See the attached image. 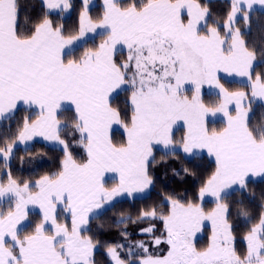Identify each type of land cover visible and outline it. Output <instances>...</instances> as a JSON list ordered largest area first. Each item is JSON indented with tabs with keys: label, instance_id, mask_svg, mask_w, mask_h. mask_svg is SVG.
I'll return each mask as SVG.
<instances>
[{
	"label": "snow or ice",
	"instance_id": "snow-or-ice-1",
	"mask_svg": "<svg viewBox=\"0 0 264 264\" xmlns=\"http://www.w3.org/2000/svg\"><path fill=\"white\" fill-rule=\"evenodd\" d=\"M227 2L223 23L209 24V0H102L96 18L93 0H41L35 19L21 16L20 0H0V128L11 133L0 134V264H96L101 241L92 219L117 198L135 200L154 187L158 147L171 157L206 151L214 169L191 199L163 194L135 218L117 220L146 224L139 234L148 239L129 241L122 230L127 243L104 245L108 264H264V203L254 217L237 210L247 224L240 252L227 199L234 191L247 194L252 177L264 178V122L253 124V105L264 106V72L255 71L258 52L245 39L256 15L264 16V0ZM71 11L77 22L69 30L63 17ZM98 29L100 42L76 54L78 42ZM260 30L264 35V25ZM221 73L244 82L234 89ZM205 85L215 90L212 103L202 98ZM121 91L124 104L114 105ZM66 107L71 139L62 135ZM21 110L28 114L17 119ZM217 114L222 126L209 127ZM179 122L184 133L177 140ZM114 125L123 129L121 142L113 139ZM36 138L61 147L56 170L15 176L10 162L17 146ZM182 172L197 176L195 169ZM106 173L118 180L109 186ZM206 196L211 210L202 206ZM29 206L39 209L35 221ZM206 222L211 234L197 247ZM162 245L166 254H155Z\"/></svg>",
	"mask_w": 264,
	"mask_h": 264
},
{
	"label": "trees",
	"instance_id": "trees-1",
	"mask_svg": "<svg viewBox=\"0 0 264 264\" xmlns=\"http://www.w3.org/2000/svg\"><path fill=\"white\" fill-rule=\"evenodd\" d=\"M20 3L22 6V17L24 15H28L30 18L35 19L41 13V0H20ZM209 6L211 9V15L209 16L210 18H208L209 24L218 23L216 21H213L212 19H225V13L228 8L227 0H209ZM101 13V4L98 3L92 8L90 14L94 18H96ZM53 18L57 19L56 15H54ZM63 22L65 23L66 28L72 30L77 22V12L71 11L67 18L63 19ZM219 23L221 24V22ZM262 25H264V16L257 14L253 22L251 31L249 33H246L245 35V39L249 42V46H255L258 52L257 61L255 64L256 72H264V56L260 55L261 44L264 43V35L261 34L260 30ZM93 44L94 43L92 41H88L85 42V44L83 45L81 44V46H77L75 49L76 54H80L84 50V48L87 47V45ZM241 84L242 83L231 81L229 83V86L235 89L240 87ZM121 95L122 94L116 96L113 99L112 102L114 105L123 106L125 100L121 98ZM209 96L212 95L206 94L204 98ZM253 108V124L256 125L264 122V115H262V113H264V107L260 104H254ZM21 109H23V107ZM26 114L28 113L23 110L19 111L17 119ZM71 115L72 114L70 109H64L61 112L62 121L68 125L66 128L63 129L62 135L70 139L72 136ZM222 123L223 121H218L217 128L221 127ZM12 131H15V123H12ZM116 133L113 134L114 138H116L118 135V133ZM0 134L10 135L11 133L7 132L5 128H0ZM38 153H43V157L39 160H33L30 162V155L35 156ZM75 154L77 155L78 159L83 155L82 150L78 148L75 150ZM155 156L159 163L152 169L156 183L154 187H152L150 193L144 198L137 199L131 202L125 200L127 202H122V206L119 207L120 209L116 210L118 213L110 212L113 211L112 206L107 209L101 216H99L98 219L104 216H106V218H110L103 223L107 224L108 226H111L110 230L106 231V228L102 227L101 229H98L95 232L93 230L94 228L90 227L92 234H94L96 238L101 241V246L98 247V249L95 250L94 253L96 264H108V260L105 256L106 247H104V245L113 244L115 238L119 240V238L121 237L120 232L123 230V228H125L127 232L131 233L130 236L133 239L143 237L146 238V236H140V234L136 232H139V229L141 227H145L146 224H133L131 223V221H129L126 224L117 225L116 222L120 217H128L133 214L124 213L127 207L135 208L138 204H141L139 206H142L144 208L152 206L154 204H159L161 196L163 194H177L179 196L191 199L193 194L199 187L200 181L206 178L214 169V161L209 160L206 156H195L193 158L188 159L182 154H180L177 157H171L157 150L155 151ZM61 157V149H58L57 147H53L51 145H46L40 141H35L31 145H28L26 147L16 148L15 156L10 162L11 170L13 171V174L17 177H21L24 179L31 177L34 179L36 176L44 174L45 172L55 171L58 161ZM185 167L195 169L197 172V176L195 178L185 176L182 172V169ZM175 172H179L180 175L174 174ZM262 194H264V178L250 179L247 194L242 195L240 192L234 191L227 197L228 201L232 204L230 220L236 229V247L240 252H243L245 250V243L242 237L247 231V224L242 218H239L237 216V210L239 207H244L254 217L260 211V204L264 203V201H262L261 199ZM252 197H254V199ZM239 200H243L242 205L236 203ZM213 205L214 202H205L202 206L205 208V210H211L213 208ZM38 217L39 214H30V219L32 221H35L36 219H38ZM206 240L207 237L204 236V239L198 240L197 246L201 248L206 246V242L204 245H201V242Z\"/></svg>",
	"mask_w": 264,
	"mask_h": 264
},
{
	"label": "rangeland",
	"instance_id": "rangeland-1",
	"mask_svg": "<svg viewBox=\"0 0 264 264\" xmlns=\"http://www.w3.org/2000/svg\"><path fill=\"white\" fill-rule=\"evenodd\" d=\"M98 3H101L99 0H97V2H96V4L95 5H97ZM70 13V12H69ZM69 13H66L65 15H64V17H63V19L64 18H67V16L69 15ZM57 17V16H56ZM58 18L59 17H57V20H58ZM210 18V17H209ZM54 19H56V18H54ZM213 21H216V22H221V24L223 23L222 21L224 20V19H220V18H216V19H212ZM101 30H97V33H89L88 34V36H86L85 38H84V40H82V41H80V42H78V44H77V46H81V44L83 45V44H85V42H88V41H92L94 44H98L99 42H100V36H99V32H100ZM94 44L93 45H87V47H93L94 46ZM76 46V47H77ZM119 47V46H118ZM127 55V50L126 49H121V51L118 53V56H119V58H121V59H123L125 56ZM220 75H222V73L220 74ZM226 75V74H225ZM223 78H224V80H226V81H229V82H231V81H236L237 82V80H233V76H222ZM228 77V78H227ZM240 79H242V78H240ZM239 83H243V82H240V81H238ZM188 87H190V86H188ZM214 91L215 90H213V89H210L207 85H205L204 87H203V89H202V98L204 99V101L206 102V103H212V102H214L215 100H216V97H215V94H214ZM120 94H122L121 95V98H123L124 100L126 99V93L125 92H123V91H121V92H119V94H117V95H115L114 96V98L116 97V96H118V95H120ZM206 94H211L212 96H209V97H206V98H204L205 96H206ZM113 98V99H114ZM264 107V106H263ZM22 108V107H21ZM65 109H70V108H65ZM208 121H209V127H218V121L219 122H221V121H223V117H222V115L221 114H217V116H215V117H209L208 118ZM118 133V135H117V137L116 138H114V133ZM116 133V134H117ZM173 133H174V136H175V138L177 139V140H179V138L183 135V133H184V127H183V124H182V122H179L177 125H175L174 126V129H173ZM112 136H113V139H114V141H122V140H124L125 139V135H124V132H123V129L122 128H120L118 125H114L113 126V129H112ZM35 141H40V142H42V143H44V144H46V145H51V146H53V147H57L58 149H61V147L58 145V144H55V143H52V142H47V141H44L42 138H36L35 140H33V141H30V142H28V144L27 145H23V144H20V145H18L17 147H26V146H28V145H31L33 142H35ZM157 151H160V152H162V153H164L162 150H160V148L158 147L157 149H156ZM155 150V151H156ZM183 155V154H182ZM195 156H206L209 160H212L213 161V159L211 158V157H208V155H207V153H206V151H201V152H199L197 155H195ZM195 156H193V157H195ZM193 157H187L188 159H190V158H193ZM116 180H118V176H117V174H115V173H106L105 174V182H106V184H108L109 186L111 185V184H113ZM152 189V188H151ZM151 189L147 192V193H145V194H140V195H138L137 196V198L135 199V200H137V199H141V198H144L145 196H147L149 193H150V191H151ZM233 193V192H232ZM125 200H127L128 202H131V201H134V200H132V199H130V198H126V197H119V198H117V200L116 201H114L113 202V211H110V212H113V213H118L116 210H119L120 208L119 207H121L122 206V202H124ZM127 201H125V202H127ZM205 202H213V199L211 198V197H205L204 198V200H203V202H202V205L205 203ZM139 205H141V204H138L135 208H129V207H127L126 208V211L124 212L125 214H127V213H133V214H131V216L132 217H135L136 216V214H137V212L141 209V208H143L142 206H139ZM111 206V207H112ZM213 207H215V204L213 205ZM110 207H107L106 209H104L103 211H101L100 213H99V215L97 216V217H95V218H93L92 219V221H91V223H90V227H93L94 229V231L96 232V230H98V229H101L102 227H105L106 228V231H108V230H110L111 229V226H108L107 224H103L104 222H106V220H108V219H110V218H106V216H104V217H101V218H99L98 219V217L99 216H101L107 209H109ZM29 212H30V214L31 213H36V214H39V209L37 208V207H33V206H29ZM123 217H126V216H123ZM61 220L62 221H67L69 224H70V220H71V218H70V216H68L67 214H61ZM122 217H120L119 219H121ZM118 219V220H119ZM157 227L162 231V225L161 224H157ZM123 230H125V228H123ZM100 232V231H99ZM137 233H139L138 231H136ZM129 233V232H128ZM129 234H131V233H129ZM210 234H211V229H210V224H208L207 222H206V227L201 231V232H199L198 234H197V236H196V245H197V242H198V240H201V239H204V236H206L207 237V240L206 241H203V242H201V245H204L205 244V242H206V244H207V242H208V237L210 236ZM141 236V235H140ZM129 241H132V242H134V241H137V240H146V239H148L147 237L145 238V237H143V238H132L130 235H129ZM105 242V241H104ZM103 242V243H104ZM118 243H127V241H125L124 240V238H122V237H120L119 238V240H117L116 238H115V241H114V243L113 244H118ZM245 243V242H244ZM198 247V246H197ZM245 248H246V244H245ZM166 251H167V245H162L161 246V249L159 250V251H157L155 254H158V255H163V254H166Z\"/></svg>",
	"mask_w": 264,
	"mask_h": 264
},
{
	"label": "crops",
	"instance_id": "crops-1",
	"mask_svg": "<svg viewBox=\"0 0 264 264\" xmlns=\"http://www.w3.org/2000/svg\"><path fill=\"white\" fill-rule=\"evenodd\" d=\"M101 3V5H102V0H99ZM96 2H97V0H93V5H92V8L95 6V4H96ZM221 76H227V75H225L224 73H222V75ZM228 78V77H227ZM233 80H237V82L238 81H240V82H244L243 81V79H240V77H235V76H233ZM234 82H236V81H234ZM239 83V82H238ZM115 96V95H114ZM18 107H24V106H18ZM67 108V107H66ZM251 179H261L260 177H252Z\"/></svg>",
	"mask_w": 264,
	"mask_h": 264
}]
</instances>
